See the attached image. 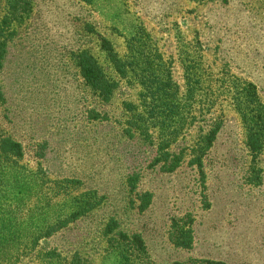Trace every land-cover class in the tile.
<instances>
[{
	"label": "rangeland",
	"instance_id": "obj_1",
	"mask_svg": "<svg viewBox=\"0 0 264 264\" xmlns=\"http://www.w3.org/2000/svg\"><path fill=\"white\" fill-rule=\"evenodd\" d=\"M28 3L12 14L0 0V136L23 148L12 160L0 154V264H120L118 231L140 233L154 264H264V147L249 166L237 102L251 82L264 103V0ZM103 40L133 71H114ZM81 51L116 82L108 101L84 83ZM154 54L150 67L170 75L166 93L181 102L167 119L136 76ZM173 126L182 132L160 150ZM88 192L94 208L44 234ZM173 220L189 224V247L173 244Z\"/></svg>",
	"mask_w": 264,
	"mask_h": 264
},
{
	"label": "trees",
	"instance_id": "obj_2",
	"mask_svg": "<svg viewBox=\"0 0 264 264\" xmlns=\"http://www.w3.org/2000/svg\"><path fill=\"white\" fill-rule=\"evenodd\" d=\"M10 3L12 14L26 12L29 8L28 0H10ZM4 43V41H0V68L2 65L1 60L5 52ZM101 48L106 53L110 62L113 64L114 71L120 77L125 76L127 68L129 67L133 71V63L130 64L129 62L127 63L125 60H122L114 52L113 48L111 47L108 41L103 40ZM76 58V63L79 67L80 74L84 79V83L93 91V94H95L104 101H108L114 87L116 86V82L104 72L103 68L99 65V63L87 51H81ZM157 58L160 57L156 54H154V58H150L147 55H143L142 67L139 69V72L136 71V76L138 77V81L143 86L144 91H146V93H142L141 96L143 98L146 97V100L150 98L158 102V104L161 105V117L167 119L170 118V116H174L175 114H177L181 102L180 98L177 96V91H171L170 94L166 93L167 89L175 84L172 83L170 75H166L165 78H162L158 72H154L150 67L152 59L156 60L157 62ZM188 84L190 87V92H192L193 87L190 83ZM243 92H245V94H243ZM241 93L243 94V96L246 97L245 102L242 101L243 98H240V96L238 97L237 102L239 105L238 111L240 112L245 124V145L251 155V161L249 163V166H256V159L261 154L264 147V103L257 96L255 86L251 82H247L246 87H243L239 92V94ZM1 95L2 94L0 89V98ZM191 97L192 95H190V98ZM242 105L244 106L241 107ZM171 107L173 108V110L171 111L172 115H169V117L166 118L164 111H167L168 108L170 109ZM154 109L156 110V107L151 106L148 110L153 111ZM98 117L99 115L97 113L91 115L92 119ZM161 124H163V122ZM158 128L162 130V133H160L164 136V132L166 133L167 130L166 126L160 125L158 126ZM182 129V126H173L171 132L168 131L169 133L166 134V140L164 139V137L160 139V150L166 149L172 142H175L177 140L179 132H182ZM218 129L219 126L217 124L215 128H213L207 133L208 135L205 139V147H208L211 144L213 136L216 134ZM22 149L23 148L21 144L12 137L0 136V154L2 156H6L7 159L12 160L13 156L20 157L23 153ZM196 161L199 163L198 166H200V156L196 159ZM177 162L178 160H174L173 167L177 165ZM173 167L171 169H173ZM259 174V171H252L250 180H252V182L258 183L260 180ZM63 183L74 185L77 184V181L74 179H69L63 181ZM91 194L92 193L89 192L82 194L85 198H87V200L84 201V204H80L77 206L79 211H76L75 209L74 213H72L69 218L56 223L53 227H50L44 234L49 235L55 232L57 229L66 225L68 222L75 220L86 210H91L92 208H94L97 202L95 201V199H91ZM79 196L80 194L78 195V199ZM141 196V203L138 207L140 211H143L149 205L150 194L145 192ZM175 221L176 220H173L174 223H172L173 234L171 235V240L173 244L177 247H189L192 241V231L188 227L189 224L185 222L181 225H177ZM110 241L114 242V245L116 244L115 246H113L114 250L117 252V255L119 257L120 264H154L152 261H150L147 255L145 244L140 233L118 231L116 233V239L111 238ZM48 254L52 257L59 256V254L55 251H49ZM75 262V259L71 260L72 264H74ZM219 264L224 263L219 262Z\"/></svg>",
	"mask_w": 264,
	"mask_h": 264
}]
</instances>
